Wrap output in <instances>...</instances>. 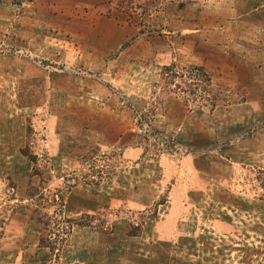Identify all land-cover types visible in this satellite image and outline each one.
Wrapping results in <instances>:
<instances>
[{
    "label": "rangeland",
    "instance_id": "374dc122",
    "mask_svg": "<svg viewBox=\"0 0 264 264\" xmlns=\"http://www.w3.org/2000/svg\"><path fill=\"white\" fill-rule=\"evenodd\" d=\"M0 264H264V0H0Z\"/></svg>",
    "mask_w": 264,
    "mask_h": 264
}]
</instances>
